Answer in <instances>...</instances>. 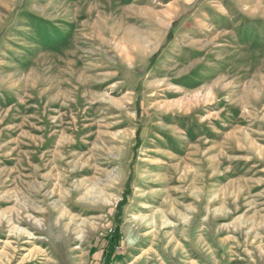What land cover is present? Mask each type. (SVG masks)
<instances>
[{"label":"rangeland","instance_id":"374dc122","mask_svg":"<svg viewBox=\"0 0 264 264\" xmlns=\"http://www.w3.org/2000/svg\"><path fill=\"white\" fill-rule=\"evenodd\" d=\"M0 264H264V0H0Z\"/></svg>","mask_w":264,"mask_h":264},{"label":"trees","instance_id":"16d2710c","mask_svg":"<svg viewBox=\"0 0 264 264\" xmlns=\"http://www.w3.org/2000/svg\"><path fill=\"white\" fill-rule=\"evenodd\" d=\"M110 240H111L112 244L114 243L113 245L118 244L119 243V240H120L119 233L116 232L114 235H112V237L110 238Z\"/></svg>","mask_w":264,"mask_h":264}]
</instances>
